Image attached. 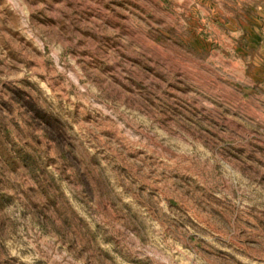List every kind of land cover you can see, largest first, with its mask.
<instances>
[{
  "label": "rangeland",
  "instance_id": "374dc122",
  "mask_svg": "<svg viewBox=\"0 0 264 264\" xmlns=\"http://www.w3.org/2000/svg\"><path fill=\"white\" fill-rule=\"evenodd\" d=\"M0 264H264V0H0Z\"/></svg>",
  "mask_w": 264,
  "mask_h": 264
}]
</instances>
